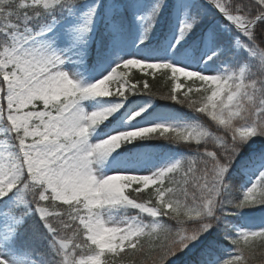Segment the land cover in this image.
Wrapping results in <instances>:
<instances>
[{
	"label": "snow or ice",
	"instance_id": "snow-or-ice-1",
	"mask_svg": "<svg viewBox=\"0 0 264 264\" xmlns=\"http://www.w3.org/2000/svg\"><path fill=\"white\" fill-rule=\"evenodd\" d=\"M0 136V264H253L264 0H0Z\"/></svg>",
	"mask_w": 264,
	"mask_h": 264
},
{
	"label": "trees",
	"instance_id": "trees-1",
	"mask_svg": "<svg viewBox=\"0 0 264 264\" xmlns=\"http://www.w3.org/2000/svg\"><path fill=\"white\" fill-rule=\"evenodd\" d=\"M129 74L133 76L134 78H139L141 80V85L143 84L144 77H143V74L139 70H132L130 71ZM147 81H148L149 88L152 90V92L156 93L157 95L166 94L168 91H170L172 87L171 80L168 78L162 77L160 75V71L148 76ZM193 87H196V86H193ZM158 103L163 104L166 102L162 101ZM161 110H164V109H161ZM0 138L5 140L3 136H1ZM49 207H50V210L52 211L59 210L58 207L54 204L49 205ZM223 248L226 249L227 245H224ZM254 249H255V256L253 259V264H264V241L257 239L254 245ZM219 254L225 255V252L221 251ZM147 255L148 254L146 253L145 256L137 255L135 257H132V256L126 257L125 260L122 262V264H143V261H145Z\"/></svg>",
	"mask_w": 264,
	"mask_h": 264
},
{
	"label": "rangeland",
	"instance_id": "rangeland-1",
	"mask_svg": "<svg viewBox=\"0 0 264 264\" xmlns=\"http://www.w3.org/2000/svg\"><path fill=\"white\" fill-rule=\"evenodd\" d=\"M159 72V70H157L155 73ZM1 137V136H0ZM4 142V139H1L0 138V143H3Z\"/></svg>",
	"mask_w": 264,
	"mask_h": 264
}]
</instances>
